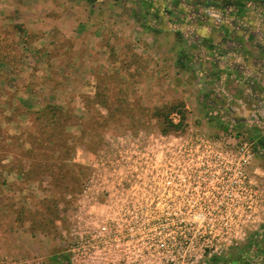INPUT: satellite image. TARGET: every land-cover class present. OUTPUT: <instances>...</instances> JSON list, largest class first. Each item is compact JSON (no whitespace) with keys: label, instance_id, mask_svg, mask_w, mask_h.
<instances>
[{"label":"rangeland","instance_id":"obj_1","mask_svg":"<svg viewBox=\"0 0 264 264\" xmlns=\"http://www.w3.org/2000/svg\"><path fill=\"white\" fill-rule=\"evenodd\" d=\"M19 1L27 12L0 13V264H264V10ZM38 17L39 29L20 21ZM138 148L144 170L119 156ZM177 149L200 151L204 186L229 203L164 222L176 251H137L121 207L139 190L118 184L153 181ZM218 150L238 161L237 179Z\"/></svg>","mask_w":264,"mask_h":264},{"label":"built area","instance_id":"obj_2","mask_svg":"<svg viewBox=\"0 0 264 264\" xmlns=\"http://www.w3.org/2000/svg\"><path fill=\"white\" fill-rule=\"evenodd\" d=\"M140 151V148L119 150V156L123 158V161L136 157L140 162H143ZM234 151V157H238L240 150ZM194 152L199 154L200 151L195 149L194 151L177 149L167 150L166 153L162 152L165 155V159L172 158L169 161H174L173 155L179 156V158H176L179 164L167 165L165 171L160 168L159 173L157 168L154 167V173L157 172V174L154 176L153 181L140 180L135 183L122 182L118 184L122 188L129 187L139 190L138 194L140 195V200L138 201H132L129 197H126V199L122 198V218L126 219L122 229V241L124 244H131L137 251H176L174 231L167 232V225L164 222L176 220L203 221L209 216L204 213L205 204L223 205L229 203V194L227 192L224 193L223 187L212 188L211 186H204V175H202L192 159ZM201 154L204 157L206 156L203 151ZM216 155L218 156L217 163L220 170L223 173L227 171L233 172V178L237 179L238 161L235 162L232 159V162H230L227 158L229 155L227 150L219 151ZM220 157H223L224 160ZM145 164V162L141 164L142 170L145 169V166H143ZM236 173L235 177L234 174ZM236 183L237 181L234 180V185ZM134 204H137L138 207ZM118 222L119 220H117ZM144 222L149 223L144 225ZM145 228L148 229L149 235L153 233L159 236L157 241L154 238H147L148 233L143 230ZM140 231L146 238L142 237ZM164 236H168L167 241L163 240ZM167 260V264H177L173 257Z\"/></svg>","mask_w":264,"mask_h":264},{"label":"crops","instance_id":"obj_3","mask_svg":"<svg viewBox=\"0 0 264 264\" xmlns=\"http://www.w3.org/2000/svg\"><path fill=\"white\" fill-rule=\"evenodd\" d=\"M17 2V3H16ZM21 1L19 0H0V13H7V11H14V13H24L28 11V7L24 6V4H20L18 3ZM21 23H23L26 27V29H30V28H34L35 29H39L42 27V25L44 24V20L43 17L42 19H40L39 17L36 18L33 22H31V20L29 18H27V20H20ZM40 21V23H39ZM52 25H56V24H52Z\"/></svg>","mask_w":264,"mask_h":264},{"label":"trees","instance_id":"obj_4","mask_svg":"<svg viewBox=\"0 0 264 264\" xmlns=\"http://www.w3.org/2000/svg\"><path fill=\"white\" fill-rule=\"evenodd\" d=\"M229 3V2H228ZM239 4V9H246V7L247 6H249V5H254V4H258L263 10H264V0H246L245 2H242L241 0H239V2H238ZM211 5H214V4H211ZM210 6V5H209ZM226 8L227 6L226 5H224V6H222V8ZM235 36H237V35H235ZM239 38H237V40H238ZM239 41V40H238ZM166 124L167 125H173V123L169 120V121H167L166 122Z\"/></svg>","mask_w":264,"mask_h":264}]
</instances>
